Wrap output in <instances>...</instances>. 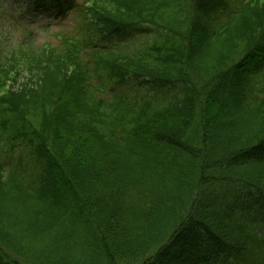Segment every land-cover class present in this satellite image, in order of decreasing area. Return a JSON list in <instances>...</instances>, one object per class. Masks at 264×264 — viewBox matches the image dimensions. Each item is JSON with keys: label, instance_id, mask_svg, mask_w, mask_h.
Masks as SVG:
<instances>
[{"label": "trees", "instance_id": "1", "mask_svg": "<svg viewBox=\"0 0 264 264\" xmlns=\"http://www.w3.org/2000/svg\"><path fill=\"white\" fill-rule=\"evenodd\" d=\"M232 1L84 0L55 46L0 40V264L264 260V0Z\"/></svg>", "mask_w": 264, "mask_h": 264}, {"label": "rangeland", "instance_id": "2", "mask_svg": "<svg viewBox=\"0 0 264 264\" xmlns=\"http://www.w3.org/2000/svg\"><path fill=\"white\" fill-rule=\"evenodd\" d=\"M3 2L8 5L6 12L19 21L18 24H13L9 20H0V40L4 43V46L13 47L17 43L24 42H33L39 46L45 43L54 45L57 41L55 35L58 32L77 31L78 19L74 20L72 12H68L64 16H56L55 11H34L32 9L33 5L31 6L33 0H3ZM26 29L30 32L26 33ZM152 36L153 34L133 33L127 37L126 42L122 43L126 44L123 48L127 51H135L137 47L141 46L143 40H150ZM143 49L144 46L141 47L140 51ZM146 89L149 90L146 86H143L141 91L144 92Z\"/></svg>", "mask_w": 264, "mask_h": 264}, {"label": "clouds", "instance_id": "3", "mask_svg": "<svg viewBox=\"0 0 264 264\" xmlns=\"http://www.w3.org/2000/svg\"><path fill=\"white\" fill-rule=\"evenodd\" d=\"M0 4H2V6H0V13L6 12L8 9L7 3H4L3 0H0Z\"/></svg>", "mask_w": 264, "mask_h": 264}]
</instances>
